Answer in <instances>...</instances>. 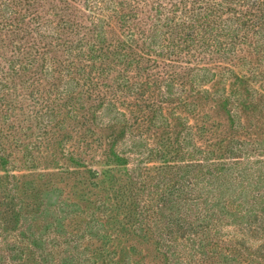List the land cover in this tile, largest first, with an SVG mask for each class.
Wrapping results in <instances>:
<instances>
[{
	"label": "rangeland",
	"instance_id": "obj_1",
	"mask_svg": "<svg viewBox=\"0 0 264 264\" xmlns=\"http://www.w3.org/2000/svg\"><path fill=\"white\" fill-rule=\"evenodd\" d=\"M250 3L249 0H241L236 6L233 3L228 5L242 12ZM148 6L144 14L138 13V17L148 16ZM155 10L150 18L154 17ZM188 16V12H182V7L177 11V20L188 19ZM227 16L225 13L222 18ZM237 22L233 24L237 25ZM162 30L167 31L166 27ZM21 35L18 29L0 30V187L1 190H14V183L23 188L32 182L46 190L41 193L43 199L31 197L25 200L31 206L35 205V213H29L24 225L27 235H31H28L30 240L25 241L33 250L34 257L30 256L29 260L25 256L14 262L45 264L47 260L55 263L59 261L57 259H62L60 264H72L75 259L74 264H176L177 250L171 241L175 228L158 226L154 221V226L149 225L140 201L136 204V199L158 193V201H161L160 198H165L166 194L172 197L169 188L176 186L180 190L174 198L179 201L187 198L188 206L196 203L198 207L203 190H199L202 184L200 178L206 183L211 178V172L225 173L229 168L230 173L225 176L228 182L211 178L207 187L214 188V195L210 198H221L223 204H229V210L223 212L225 215L219 220L217 230H214L213 222L205 224L218 234L213 239L216 245L205 249L206 262L203 264H264V50L259 45L253 51L258 54L245 51L240 55L241 60L231 61L226 55L221 57L213 52V48L206 51L208 49L203 48L211 46L206 45V41H199L198 47L192 51L194 55L185 54L179 61L186 71L178 68L174 79L165 75L162 78L163 73L158 75L157 71L150 77L151 83L143 89V94L145 97L150 95L149 104L154 103L152 109L158 108L160 113L155 119V112L148 111L145 117L139 119L144 112L133 107L135 112L132 114L121 105L96 108L92 115L83 108L81 99L78 98L77 102V93L73 95L74 100L69 98L67 101V96H64L53 102L59 92L53 90L51 83L58 76L66 79L69 71L73 74L74 71L69 70L71 59L68 57L65 68L58 72L47 54L45 57L51 70L42 72L40 66L36 67L41 59L32 60L34 48ZM8 40L14 43L13 48L20 50H16L20 61L10 68L11 61L5 62L7 59L1 47L2 41L7 43ZM39 56L44 57L41 53ZM58 56L64 57L63 50L58 52ZM181 75L187 83L179 78ZM166 78L167 83L170 82L168 85L177 83L188 105L179 102L177 95L167 86L156 87L157 84L163 85ZM130 80L139 84L148 81L145 76L131 77ZM49 91L53 92L51 104L40 111L35 97H39L40 92L45 96ZM32 92H35V97ZM91 116H101V120L89 123ZM121 120L126 121L123 136L117 135ZM9 122L14 125L13 130ZM110 122H115L116 130L114 125H111L112 129L105 126ZM203 125V131L199 130ZM88 127L94 128L96 133L93 137H90L91 134L86 139L81 138V133L84 136ZM182 136L186 139L182 140ZM181 142L184 149L179 155L177 150L181 148ZM110 145L121 151L119 161L111 156L107 158ZM63 148L74 150V156L83 164H70V160L62 156ZM151 148L155 151L162 148L167 162L175 167L178 163H195H189L192 167L183 166L182 175L174 176L167 172L165 177L164 173L159 174L156 170L163 165V160L159 153L151 155ZM197 162L204 165V173L199 177L197 171L194 173ZM61 165H69L70 168L57 167ZM175 167H169V170ZM89 171H96V177L88 176ZM147 174L154 176L155 180L145 189L140 181ZM240 178L242 181L238 180ZM74 179H78L77 183L70 185ZM92 181L96 186L90 185ZM128 182L130 190L122 191ZM167 185L171 187L166 188ZM228 187L229 191L221 192ZM56 188H62L59 195ZM131 190L135 195L132 205L129 202ZM119 193L129 197H116ZM192 193L197 197L195 200ZM236 194L239 196L234 197ZM64 197L70 199L75 210L86 213L89 209L93 210L95 200L100 199L111 209V219L96 220L92 229L80 217L72 221L56 219L52 214L63 211L60 204ZM64 201L67 207L69 200ZM184 209L185 206H182ZM167 220L168 217L164 222ZM203 229L201 225L178 228L181 242L191 233L197 235ZM86 235L90 240L83 238ZM3 237H0L1 246L7 240ZM8 239L12 240V237ZM73 240H85L86 244L81 247L83 252L75 251V246L70 247L69 243ZM235 246L241 255H238V250L231 252ZM226 248L229 249L227 252ZM3 254L6 255L4 248L0 251V255ZM228 254L229 257L225 258ZM7 262H10L8 258Z\"/></svg>",
	"mask_w": 264,
	"mask_h": 264
},
{
	"label": "trees",
	"instance_id": "obj_2",
	"mask_svg": "<svg viewBox=\"0 0 264 264\" xmlns=\"http://www.w3.org/2000/svg\"><path fill=\"white\" fill-rule=\"evenodd\" d=\"M131 1L0 0V30L18 29L22 32L21 38H25V40L29 42V45L34 48L33 56H35L32 60L41 59V63L36 67L40 66L39 69L42 72H48L49 69L51 70V67H48L50 64H48V60L45 57L47 54L51 57V65L58 72L63 71L62 69L65 68L66 61L71 59V61H69V67L71 69L69 70H73V74L71 75L69 71L66 79L58 76L55 78L54 82L51 83L53 90L59 92L58 96L52 99L53 102L60 100L61 97L63 98L64 96H67V101H69V98L74 100L73 95L77 93L78 96L81 94L80 97L77 96V98H75L77 102H79L78 98L81 99L83 108L87 112H91L92 115L93 113L95 114L96 108L107 106L113 108L114 106L121 105L127 107L132 114L135 112L133 107L138 108L137 110L141 113L144 112L139 119L145 117L148 111L155 112V119L160 113V111H157L159 110L158 108L155 110L152 109L154 103L149 104L150 95L145 97V94H143V89L147 86L149 87L151 83L150 77L157 71L158 75L163 73V75L160 76L162 78L164 75L165 77L176 78L178 68H185L179 64V61L185 54L190 53L194 55L192 51L198 47L199 41H206L205 44L211 46L209 48H203L208 49L206 51L209 52L210 49L213 48V52H216V54H219L221 57L222 55H226V58H229L231 61L236 59L241 60V53L243 54L245 51L249 50L251 52L256 51L255 48H257L258 45L264 50V0H249L251 3L248 5L247 10L242 12L238 11L236 7H230L228 5L229 3H233L236 6L241 0ZM198 1L202 3L199 4ZM187 3H189L190 6H188ZM147 6L148 12L146 14H148V16L145 17L146 15H143L138 17V13L144 14V10ZM181 7L182 12H188L190 15L188 19L177 20V11H179ZM154 9L156 10L152 16L155 18H150ZM234 12L235 14H233ZM225 13L228 14L227 18H222ZM3 18H5V20H2ZM147 18L152 20L150 21ZM235 21H238L237 25L233 24ZM47 27L50 30L47 29ZM163 27H166V32L162 30ZM16 37L18 38V36ZM188 40L191 42L189 43ZM10 42L11 40H8L7 43L2 41L3 45L1 46L4 48L3 56L5 55L7 59L5 62L11 61L9 68L17 61H20V55L16 52V50H19L17 49L18 47L13 48L14 43ZM261 43L263 44L260 45ZM61 50H63L64 57L58 56V52ZM40 53L41 56L44 57L41 58L39 56ZM253 53L258 54V52ZM36 56L39 57L36 58ZM184 71H186V69H184ZM142 76H145L148 81L139 84V82L135 80V83H132L130 80L131 77L137 78ZM179 78H181L182 81L184 80L183 75L179 76ZM184 82L187 83L186 80L183 81V83ZM169 83V81L167 83L166 78L163 85L157 84L156 87L167 86L169 90L171 89V91L177 95L179 102L183 101L185 105H188L189 103L183 100L184 97L181 96L183 91L177 86V83L173 86L168 85ZM144 84L145 86H143ZM33 93L35 92H32V94ZM52 93L53 92L49 91L47 95L43 96L40 92L39 97H35V94L32 95L38 99L35 101L38 103L36 107H38L40 111H43L44 108H48L47 105L51 104L50 98ZM40 98L44 101L45 105ZM100 117L101 116H91L89 123H98V121L101 120ZM125 122V120H121L120 123H118L121 125H119L120 128L117 135H125V132H123L126 127ZM9 123L12 129L14 125L12 126L11 122ZM111 125L115 126L116 124L115 122L105 124V126H109L107 127L109 129H112ZM204 127L205 125H203L202 128H198L203 131L202 129ZM93 129L92 127H88L86 130L87 133L84 136L81 133V138L86 139L87 136L91 134L90 137H93V134L96 133L93 132ZM113 139L116 140L117 137H113ZM185 139L186 136H182V140ZM180 144L181 148L177 150L179 155L182 153L181 150L184 149L183 143L181 142ZM150 150L151 155L154 154L153 152L159 153L160 159L163 160V165L156 170L159 174L164 173L165 177L168 176L167 172L174 176L182 175L183 166L188 168L193 166L189 163H195L189 161L184 165L178 163L177 168L167 162L168 160L165 159V151L162 148H157L156 151L154 148ZM119 152L121 151L110 145L109 151L106 152L107 158L111 156L119 161L121 159ZM184 153L186 156V152ZM188 153L193 156L189 151ZM62 156L66 159L68 158L70 164L72 163L78 166L83 164L81 160L74 156V150L70 151L63 148ZM1 157L4 158L2 155ZM5 158L8 157L6 156ZM57 167L70 168L69 165L67 167H63L62 165ZM169 167H175L176 169L169 170ZM194 168V173L197 171V176L204 173V165L202 163L197 162ZM229 173L230 169L227 168V172L225 173H220V171L211 172L210 177L228 182V178L226 179L225 176ZM87 174L88 176L96 177L97 172L89 171ZM239 177L240 175L238 178ZM211 178L209 180H211ZM154 180V176H149V174H147L140 182L143 183L142 187L146 189ZM200 180L202 184L199 190L201 188H203V190H201L202 195H199L201 203L198 204V207H196V203L194 206H188L190 204L187 198H181L180 201L174 198V194H177L180 188L176 186L173 188L170 185H167L166 188L171 187L169 188V192L172 193V197L166 194L165 198H160L161 201H158L157 193L155 195L152 194L140 198L138 196V199H136L137 202L134 200L136 204L140 201L142 212H145V219L149 225L152 224V226H154V221L158 226H164L170 229L175 228L172 230L174 233L171 235V241H173L177 250L178 258L176 264H203L206 262V258L204 257V253L206 252L205 249H210L213 244L216 245L213 239L216 238L215 234L218 233L208 229L209 227L205 224L213 222L215 225L214 230H217L219 220L225 215L223 212L229 210V204H223L221 198L217 200H212L210 198V196L214 195L212 192L214 188L207 189L210 181L208 180L205 183V180L202 178H200ZM238 180L242 181V178ZM77 181L78 179H74L70 185H74ZM129 182H131V178ZM129 182L124 185L122 191L127 192L130 190ZM198 183L199 182H197V185H199ZM90 185L96 186L93 181ZM24 187H18L15 183L13 186L14 190H1L0 187V237L4 235L3 239L6 240L7 238L6 242H4L2 246L0 245V251L4 248V252L6 253V255H0V264H24L21 262L16 263L14 260H22L25 256L26 259L28 258L30 260V256L34 257L33 250L29 248L28 243L25 241L27 239L30 240L29 236L31 235H27L24 225L26 224L25 219L29 217V213H35V205L33 204L31 206V204L28 201L26 203L25 200L27 198L32 199L31 197L43 199L41 193L45 192L46 189L43 190L42 188H38L32 182ZM60 190H62V188H56L58 195L60 194ZM225 190L229 191V187L227 189H222L221 192ZM63 192L66 193L65 190H63ZM130 194L131 199L129 202H131L130 205H132L133 197H135L133 190H131ZM118 196H120L121 199L129 197L124 193H119L116 197ZM183 196L184 195H182V197ZM236 196L239 195L236 194L234 197ZM196 198L197 197L194 195V200ZM63 199L69 200L66 202V205H68L67 207L64 206L65 201ZM63 199L60 204L63 211L59 214H55L54 212L52 214L56 216V219L72 221V219L75 220L76 217H80L82 221L87 222V224L91 226L90 229L94 228L95 225H92V223L96 222V220L99 222L102 219H111V209L107 204L101 203L100 199L95 200L93 210L89 209L87 213L85 211L78 212L79 210H75L69 198L64 197ZM154 201L159 203L155 204ZM233 201L234 199L231 200V202ZM181 204L185 206L184 210H182ZM167 217L168 220L164 222V219ZM198 225L204 226L205 229L197 235L191 233L189 237L183 238L185 241L181 242L178 228L183 226H190L193 228ZM88 233L92 235L90 231ZM89 235L83 236V238H85V240H90V237H88ZM184 235L185 234H183V237ZM10 236L12 240L8 239ZM65 237L68 238L67 236ZM85 240L80 242L73 240L72 243H69L70 247L75 246L77 247L75 251L83 252L84 248L81 250V247L86 244ZM172 249L174 250L173 245ZM180 249L181 251L179 252ZM228 250L229 249L226 248V252ZM234 250H238V255H241L237 246L231 248V252ZM228 257L229 254L225 256V258ZM7 258L10 262H7ZM72 259H68V261ZM32 260L34 263V258ZM57 260L61 262L62 259ZM59 261L53 263L47 260L45 264H60ZM73 262H75V259ZM73 262L72 264H74ZM87 264L90 263L87 262Z\"/></svg>",
	"mask_w": 264,
	"mask_h": 264
}]
</instances>
